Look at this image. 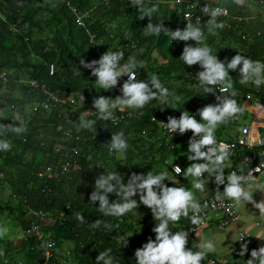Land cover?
<instances>
[{
	"label": "trees",
	"instance_id": "16d2710c",
	"mask_svg": "<svg viewBox=\"0 0 264 264\" xmlns=\"http://www.w3.org/2000/svg\"><path fill=\"white\" fill-rule=\"evenodd\" d=\"M66 1L89 11L84 25L76 23ZM159 1L145 0V6L159 5L152 23L162 20L171 30H183L186 21L178 5ZM259 1L246 0L237 5L233 0H197L209 5L220 3L229 9V16L217 18L225 26L215 35L207 31L210 17L199 22L205 43L219 60L230 61L239 53L264 62V4ZM139 15L129 0H110L106 4L100 0H0V71L7 73V81L0 78V124L13 123L27 129L22 135L9 132L0 136L12 145L10 151L0 152V224L14 218L23 233L18 242L8 237L0 239V244L7 254L20 251V264H96L98 253L107 248L112 250L114 264H135V250L149 238L155 240V222L144 205L123 217H111L99 212L98 202L89 204L95 178L103 172L117 171L126 183L131 173L146 174L151 170L166 171L171 179L172 163H179L182 170L191 163L187 160L189 139L168 138L151 118L184 110L197 113V109L217 101L212 94L203 96L196 86L195 75L202 70L199 65L189 67L179 59L185 42L171 41L164 33L145 36L148 18L141 20ZM236 15L242 19H234ZM187 43L195 46L193 41ZM107 50L122 51L121 64L128 58L143 62L138 80L146 82L152 74L158 75L165 87L182 98L172 102L177 109L153 100L140 110H114L116 120H100L92 108L93 99L122 95L120 86L124 81L118 82L119 93L100 89L91 70L79 65V59L98 60ZM50 64L54 65L52 74ZM77 69L81 71L79 75ZM229 75L237 92L232 98L241 106L247 93L259 95L264 101V85L257 89L250 83L241 84L238 71L230 70ZM33 81L36 86H31ZM230 91L217 89L216 95L227 96ZM49 92L66 101L47 102ZM80 93L85 97L84 105L79 102ZM85 111L87 119L97 121L96 131L79 128L78 117ZM17 113L19 120L15 119ZM249 114L245 108L239 119L221 125L216 138H235ZM195 118L200 119L197 114ZM121 130L129 144L123 156L110 153L105 144L112 132ZM73 147L78 152L73 153ZM246 153L247 150H238V159ZM69 160H77L80 167L61 172ZM47 167L51 176L45 172ZM163 183L174 186L169 180ZM115 199L114 194H109L110 201ZM134 199L139 203L138 195ZM76 212L82 213L84 223L75 218ZM96 219L111 228L93 229L91 224ZM173 224L169 227L176 232ZM130 232L133 235L128 237ZM127 237L128 246L120 247L119 241ZM47 243L51 246L44 245Z\"/></svg>",
	"mask_w": 264,
	"mask_h": 264
},
{
	"label": "clouds",
	"instance_id": "9594fccd",
	"mask_svg": "<svg viewBox=\"0 0 264 264\" xmlns=\"http://www.w3.org/2000/svg\"><path fill=\"white\" fill-rule=\"evenodd\" d=\"M233 2L240 5L244 0H233ZM129 3L140 11L139 19L148 18V23L144 27L145 36H159L164 33L171 38V41L185 42L179 59L189 67L199 65L202 70L195 75V80L198 82L196 86L203 96L212 94L217 101L215 104H207L197 109L196 114L199 116V120L184 110L180 111L179 118L168 116L167 123L158 122L173 134H184L188 131L192 133L187 142V160L191 163L183 170L179 166H175L173 170L178 176L182 174L185 178L192 177V189L200 193L206 192L209 179L214 177V182L217 185L216 200L227 199L234 201L236 205L244 206L246 203H250L261 213H264V200L259 203L253 200V192L255 190L264 192V185L250 184V180L254 177L253 172L264 174L261 172L264 168V161L254 169H249L247 175L239 169L230 171L225 175V164L233 155L231 150L233 146L219 143L216 139V131L221 125L239 119L245 111V108L232 98L237 95V92L233 88L229 71L239 72L241 84L250 83L259 89L260 86L264 85V62L246 58L239 53L233 56L230 61H221L216 53L213 54V49L205 43L206 37L199 23V18H197V23H193L190 14H186L184 29L171 30L164 26L162 20H157L155 24L152 23L154 14L159 11L158 4H153L150 7L145 6V0H129ZM198 3L196 0L193 6L196 7ZM200 10L204 15L210 17L206 22L209 34L215 35L217 29L224 28L225 25L218 22L217 18L227 15L226 8L220 6L213 8L205 4ZM188 41L195 42V46L188 44ZM123 59L124 53L119 50H107L98 60L90 62H86L83 58L79 59V65L85 69H90L91 75L96 78L95 82L100 89L105 91L116 88L119 79L127 76V80L120 86L122 95L115 98L99 96L93 99L92 108L95 109L100 120L112 121L115 119L114 110H140L153 100H157L166 107L177 109L172 107V102H180L182 98L165 87L158 75L152 74L146 82L138 80L137 73L140 68H144L143 62L137 61L135 58H128L126 63L121 64ZM80 72L77 69L76 74L79 75ZM218 86L221 92L231 90L230 95H216ZM79 102L82 105L85 102V97L81 93ZM256 112L258 115L264 116V106L258 104ZM87 113L88 111H85L84 114L79 115L78 126L81 129L96 131L97 121L87 119ZM15 119H20L18 113ZM26 131V127L16 126L13 123L0 124V136L9 132L22 135ZM252 139L255 143L258 137L253 136ZM105 144H107L110 153L114 152L120 156H123L129 148L123 130L112 132L110 141ZM11 148L12 145L9 140L0 139V152L10 151ZM205 173L208 174L207 178L204 177ZM165 180L172 181L177 186L168 187L163 183ZM178 185L179 181L170 179L166 171L154 173L150 170L146 174L133 172L128 176L126 183L124 176L117 171L103 172L95 178L94 190L88 199L89 204L98 202L97 208L104 216L123 217L129 212L137 210L140 204L150 210L155 222V227L152 228V232L155 233V240L149 238L142 247L135 250V264H202L209 253L217 252V242L196 234L199 237V243H194V247L198 250L193 251L191 247H186L189 242L188 231L173 232L169 225L179 222L181 217L190 218L193 225H203L205 221L201 213L207 204L202 206L194 191ZM220 185L224 186L222 192L219 190ZM109 194H114L117 199L110 201ZM137 195L139 196V203L137 199H134ZM189 212L192 213L190 217ZM74 215L79 222L84 223L85 218L82 213L76 212ZM101 226L111 228V225L101 219H96L91 224L93 229H99ZM9 232L8 226L0 224V239H4ZM132 235L130 234L128 237ZM128 237L119 241L120 247L128 246ZM244 237L241 236L238 240L243 241ZM222 241H220V245ZM2 248L0 249V257L7 254ZM111 251V248L100 251L95 258L96 264H114ZM247 251V242H242L238 255L243 257ZM250 256L251 258L246 261V264H264V246L253 249ZM4 260L5 257L2 258V264Z\"/></svg>",
	"mask_w": 264,
	"mask_h": 264
},
{
	"label": "crops",
	"instance_id": "0c3cea01",
	"mask_svg": "<svg viewBox=\"0 0 264 264\" xmlns=\"http://www.w3.org/2000/svg\"><path fill=\"white\" fill-rule=\"evenodd\" d=\"M246 0H244L245 2ZM122 80V79H121ZM72 98V97H71ZM244 107L249 111V113H252V118L249 123H244L243 125L250 126L251 133L253 135H259L261 138L264 139V116H260L256 112V106L258 104L254 103L250 100H245L243 103ZM259 105L264 106V101H261ZM242 125V126H243ZM242 128V127H241ZM241 129L238 131V134L240 133ZM247 150L246 154H243L241 158L238 159V156H231L230 160L228 161V167L229 172L233 167H241L245 163L246 157L249 159L255 160L258 158L259 154L264 151L263 146H255L252 149H247L245 147L239 148V152L243 153ZM238 153V152H237ZM202 162V161H201ZM175 175V176H174ZM178 175L173 173V176L171 179H175L179 181L178 186H183L189 190H192L195 192L197 198L199 201H201L202 198L217 194L216 189L217 185L214 182V177L209 179V183L206 185V192L200 193L194 189H192V179L189 181L185 180L182 176L180 179L177 178ZM208 174L205 173L204 177L207 178ZM250 184L256 185H264V175L258 176L256 179L250 180ZM174 186H177L173 184ZM170 187L169 185H167ZM223 185L219 186V190L223 191ZM253 200L259 203L261 200H264V192H261L260 190H255L253 192ZM236 210L238 213V221L229 222L225 226H220V221L224 220L225 216L223 212L217 211V212H210L207 215V222L205 225H193L190 221V218L188 217H181L179 222L174 223L173 226L177 227V231L179 230H187L190 228H193V231L191 232L189 245L187 247H191L193 251L198 250L194 247V243H199V237L196 236H203L207 237L209 239H213L217 242V252L215 253H209L202 264H208V260L212 257L214 258H223L225 260V264H246V261L251 258V256L242 259L232 254V246L234 242L236 241L238 237V231L243 230L249 236L255 240V243L257 245L258 249L261 246H264V239H259L257 237L264 238V213H261L258 209H256L253 204L246 203L244 205H237ZM191 216V212H189V217ZM142 228L143 226H139ZM139 228V229H140ZM138 230V229H137ZM133 234L130 232L128 235ZM13 238V237H12ZM225 238V239H224ZM19 239L18 233L16 236H14V241L18 242ZM223 240V241H222ZM220 241L221 245H220ZM21 256L20 251H15L12 254H5V256H2L1 258L5 260L3 264H20L21 259L19 258ZM18 262V263H17Z\"/></svg>",
	"mask_w": 264,
	"mask_h": 264
},
{
	"label": "built area",
	"instance_id": "2783aa9c",
	"mask_svg": "<svg viewBox=\"0 0 264 264\" xmlns=\"http://www.w3.org/2000/svg\"><path fill=\"white\" fill-rule=\"evenodd\" d=\"M101 3H108L110 0H100ZM161 3H164L166 5H168L170 2L172 3V5L174 4V6L176 7L178 5V12L184 17L186 18V14H190V18H192L194 20L195 23L198 22V19H200V21L203 19V17H205L206 15H204L202 12H201V8H203L205 6V4L207 3H203V2H199L196 7L193 6V3H195L196 1H184V0H161L159 1ZM259 3L261 4H264V0H260ZM66 5L69 7V10L71 11V13L75 16V21L76 23L79 25V26H82L84 25V18L88 16L89 14V11L88 10H79L77 7H75L74 5L70 4V2L66 1ZM209 7H217V6H220V7H223V8H226L227 9V15H222V16H229L230 13H229V9L220 4V3H215L213 5H209L207 4ZM234 19L236 20H241V16L240 15H236V16H233ZM199 21V22H200ZM93 37V35L91 36V38ZM53 70H54V65L53 64H50L49 65V73L52 74L53 73ZM0 78L3 80V81H7V73L4 72V71H0ZM122 80L125 81L127 80V76H124L122 77ZM31 86H36V83L33 81L30 83ZM217 89L220 91V88L217 87ZM221 92V91H220ZM54 101V102H65L66 100L63 98H59L56 94L52 93V92H49L48 93V98L46 99V101ZM245 100H250V101H253L254 103L256 104H260L261 103V98L260 96H256V95H253L251 93H247L245 95ZM71 102L73 101V99L71 98L70 100ZM191 115H193L194 117L196 116V112L195 111H188ZM131 114L129 113L128 116H130ZM168 116H173V117H176V118H179L180 116V112L177 113V114H173L171 112H168V113H165L164 115L162 116H153L151 118V120L153 122H155V124L162 129V131L164 133H166V135L168 136V138H181V139H184V138H190L192 136V133L191 131H188L184 134H179V133H170L166 128L162 127L158 122L159 121H164L165 123H167V117ZM116 120V119H114ZM253 136H256L258 137V140L257 142H253V139L252 137ZM68 137H71V135L68 134ZM75 139H79L78 136L75 137ZM217 141L219 143H226V144H229L230 146H233L232 147V157L233 156H236L237 155V152L239 150V148L241 147H245L247 149H252L254 148L255 146H263L264 147V139L261 138L259 135H253L251 133V129H250V126H247V125H243L242 128H241V131L240 133L233 139H218L216 138ZM72 151L73 153H76L78 152V148L77 147H73L72 148ZM250 161V163H249ZM264 161V151H262L258 158L255 159V160H252V159H249L248 157H246L245 159V163L243 166L241 167H233L231 169V171H237L238 169L239 170H242L243 173L245 175L248 174L249 172V169H254L255 167L259 166V164ZM175 166H179L181 169H182V166L179 164V163H172L171 164V171L175 173V171L173 170V168ZM80 167L79 163L77 160H69L67 162H65L63 164V167L61 169V172H69L71 170H75V169H78ZM45 172L48 174V176H51L52 174V171L49 167H47L45 169ZM262 173H264V168H262L261 170ZM177 175V174H176ZM253 175L254 177L251 179H256L258 176H261V175H264V174H261V173H255L253 172ZM216 194H212V195H208L204 198L201 199L200 203L201 205H205L207 204V207L204 208L203 212L201 213V216L204 218V221L205 223L203 225L206 224L207 222V215L210 213V212H217V211H221L223 212L225 218L224 220H221L220 221V226H225L227 223L229 222H236L238 221V213H237V210H236V204L234 203V201H231V200H227V199H224V200H216ZM192 215V213H191ZM201 226V225H200ZM35 230V228H33ZM179 231H188L189 233V237H188V240H190V236H191V232L193 231V228H190V229H187V230H179ZM27 232H29V230H27ZM36 233H38V231H36ZM241 236H245L244 237V240L243 241H239L238 239L241 237ZM237 241L234 242L233 246H232V254L239 257V258H242V259H245L247 257L250 256V253L253 249H256L257 248V245L255 243V240L252 239L249 234H247L245 231L243 230H239L238 231V237L236 239ZM242 242H247L248 244V251L244 254L243 257L239 256L238 253H239V250H240V245ZM41 243H44V241H41ZM46 246H51V243H47V244H44ZM189 245V242L188 244L186 245V247ZM1 244H0V249H1ZM45 255L48 257L50 255V251L47 249L45 251ZM0 264H2V258L0 257ZM208 264H225V260L223 258H210L208 260Z\"/></svg>",
	"mask_w": 264,
	"mask_h": 264
},
{
	"label": "rangeland",
	"instance_id": "374dc122",
	"mask_svg": "<svg viewBox=\"0 0 264 264\" xmlns=\"http://www.w3.org/2000/svg\"><path fill=\"white\" fill-rule=\"evenodd\" d=\"M168 5H169V6H173L171 2H170ZM153 54L155 55L156 53H153ZM119 81L122 82L121 78L119 79ZM112 91H113L114 93H119V88L116 87V88L112 89ZM84 113H85V112H83V114H84ZM251 118H252V113L249 114V116L245 119L244 123H249V122L251 121ZM189 164H190V163H189ZM187 166H188V165H187ZM187 166H186V167H187ZM225 168H226V169L224 170V172H225V175H227V174L229 173L228 162H226V164H225ZM182 177H183V175H182ZM183 178H184L185 180H187V181H189L190 179H193L192 177H187V178L183 177ZM0 220H1V217H0ZM3 224L6 225V226H8L9 229H10L9 234H8L5 238H8V237H11V238L13 237V238H14V236H16L17 233H18L19 237L23 236V233H22L20 227L17 226L18 223H17V221H15L14 218H7V219L3 222ZM21 257H22V254H21V256H20L19 258L21 259ZM22 258H23V257H22Z\"/></svg>",
	"mask_w": 264,
	"mask_h": 264
}]
</instances>
